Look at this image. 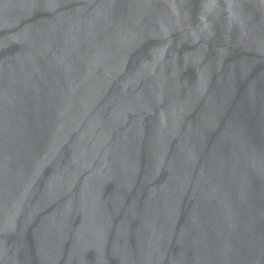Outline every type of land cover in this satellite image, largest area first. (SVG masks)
I'll return each mask as SVG.
<instances>
[{
  "label": "water",
  "instance_id": "water-1",
  "mask_svg": "<svg viewBox=\"0 0 264 264\" xmlns=\"http://www.w3.org/2000/svg\"><path fill=\"white\" fill-rule=\"evenodd\" d=\"M0 264H264V0H0Z\"/></svg>",
  "mask_w": 264,
  "mask_h": 264
}]
</instances>
